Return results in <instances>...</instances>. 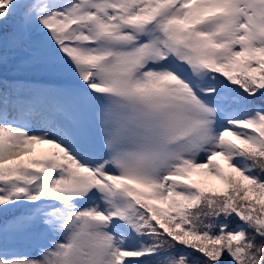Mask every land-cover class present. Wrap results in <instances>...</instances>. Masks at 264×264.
I'll return each instance as SVG.
<instances>
[{
  "label": "snow or ice",
  "instance_id": "snow-or-ice-1",
  "mask_svg": "<svg viewBox=\"0 0 264 264\" xmlns=\"http://www.w3.org/2000/svg\"><path fill=\"white\" fill-rule=\"evenodd\" d=\"M0 264H264V0H0Z\"/></svg>",
  "mask_w": 264,
  "mask_h": 264
},
{
  "label": "trees",
  "instance_id": "trees-1",
  "mask_svg": "<svg viewBox=\"0 0 264 264\" xmlns=\"http://www.w3.org/2000/svg\"><path fill=\"white\" fill-rule=\"evenodd\" d=\"M17 64L18 61L16 60H11L9 62V67H8V72L7 75L9 78H13V77H20V78H25V77H38L40 74L37 72L36 74L28 71L29 68L27 67H23L20 68L19 70H17Z\"/></svg>",
  "mask_w": 264,
  "mask_h": 264
},
{
  "label": "rangeland",
  "instance_id": "rangeland-1",
  "mask_svg": "<svg viewBox=\"0 0 264 264\" xmlns=\"http://www.w3.org/2000/svg\"><path fill=\"white\" fill-rule=\"evenodd\" d=\"M28 71H30V72H32L34 74L36 73V71L34 69H31V68H29Z\"/></svg>",
  "mask_w": 264,
  "mask_h": 264
}]
</instances>
